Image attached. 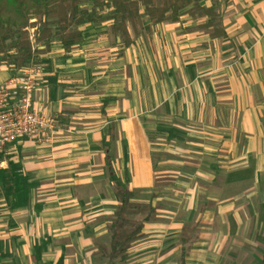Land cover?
Returning <instances> with one entry per match:
<instances>
[{"label": "crops", "instance_id": "1", "mask_svg": "<svg viewBox=\"0 0 264 264\" xmlns=\"http://www.w3.org/2000/svg\"><path fill=\"white\" fill-rule=\"evenodd\" d=\"M240 10L220 26L224 37L201 23L163 24L124 51L84 29L72 53L47 54L34 103L58 128L51 143L19 139L2 156L0 264H95L113 178L122 189L154 188L174 171L156 169L161 153L221 177L232 198L216 204L247 192L264 207V0ZM23 72L0 64V81ZM242 239L229 258L264 264V233Z\"/></svg>", "mask_w": 264, "mask_h": 264}, {"label": "trees", "instance_id": "2", "mask_svg": "<svg viewBox=\"0 0 264 264\" xmlns=\"http://www.w3.org/2000/svg\"><path fill=\"white\" fill-rule=\"evenodd\" d=\"M206 1L0 0V64L15 71L25 70L37 65L40 55L50 53L57 42L70 54L84 42V26L108 22L124 51L135 46L139 38L151 35L158 25L180 23L186 16L201 22L212 38L226 36L215 6L206 5ZM86 4L89 8H83ZM118 187L119 205L108 228L109 249L104 250L108 264H124L157 214L152 202L136 200V191ZM198 226L182 228V264L196 241Z\"/></svg>", "mask_w": 264, "mask_h": 264}, {"label": "rangeland", "instance_id": "3", "mask_svg": "<svg viewBox=\"0 0 264 264\" xmlns=\"http://www.w3.org/2000/svg\"><path fill=\"white\" fill-rule=\"evenodd\" d=\"M253 2L254 0H207L206 5L215 6V10L219 13L222 24H224L242 13L243 11L240 9L247 10ZM83 8H89V5L86 4ZM181 23L195 25L201 22L186 16ZM108 24L112 23L108 22L99 26L93 25L89 28L86 25L83 29H85V32H89L88 30L91 29L88 33L91 39L98 36L105 40H111L115 45L118 39L111 33ZM151 36L147 34L144 37L148 39ZM61 49H63L62 45L57 42L53 44L51 51ZM47 54L40 55L38 64L35 66H41L45 70ZM159 141L164 144L161 138H159ZM215 151L216 149L210 151L213 157H215ZM114 154L113 150L112 155L114 156ZM115 155H118V152ZM155 157L156 169L160 167L162 162H166V165L161 167L169 170L174 169V171L159 174L155 186L152 185L154 179L149 177L148 180L152 184L147 188L154 186L152 189L135 190L137 193L136 200L144 203L152 202L157 209V214L153 221L146 225L142 236L134 244L123 263L180 264L182 228L199 224L196 241L189 247L186 264H238L240 260L236 261L228 256L233 241L238 237L241 240L244 237L254 239L257 235L264 233V207H254L247 192H242L241 196L244 197L245 195L246 197H239L240 200L234 202V205L226 202L216 204L217 201H228L232 197H228L231 193L219 190L218 183L221 177L211 172L214 170L210 169L211 173H208V170L200 169V165L197 167L199 161L196 160L198 163L192 162L194 159L191 162L180 161L179 166L181 167H177L178 164L170 161L174 160V157L169 154L161 153L158 157ZM200 179L213 182L214 185L208 188L207 183L202 182ZM113 180V202L111 203V209H107V233L96 241L95 264H108L104 256V250L109 249L110 233L108 228L119 205L118 190L120 189L116 184L115 177Z\"/></svg>", "mask_w": 264, "mask_h": 264}, {"label": "built area", "instance_id": "4", "mask_svg": "<svg viewBox=\"0 0 264 264\" xmlns=\"http://www.w3.org/2000/svg\"><path fill=\"white\" fill-rule=\"evenodd\" d=\"M44 73L41 66H31L18 77L0 81V170L5 165L2 159L5 149L19 139L39 145L53 140L59 117L34 103Z\"/></svg>", "mask_w": 264, "mask_h": 264}]
</instances>
